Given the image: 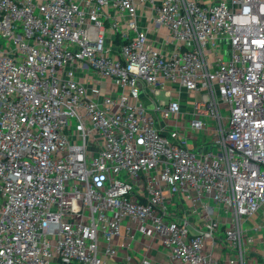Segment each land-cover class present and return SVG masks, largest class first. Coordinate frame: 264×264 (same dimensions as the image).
I'll use <instances>...</instances> for the list:
<instances>
[{
    "label": "built area",
    "instance_id": "1",
    "mask_svg": "<svg viewBox=\"0 0 264 264\" xmlns=\"http://www.w3.org/2000/svg\"><path fill=\"white\" fill-rule=\"evenodd\" d=\"M132 222L174 264H264V0H0V264H126Z\"/></svg>",
    "mask_w": 264,
    "mask_h": 264
},
{
    "label": "crops",
    "instance_id": "2",
    "mask_svg": "<svg viewBox=\"0 0 264 264\" xmlns=\"http://www.w3.org/2000/svg\"><path fill=\"white\" fill-rule=\"evenodd\" d=\"M205 2L212 0H204ZM152 15L153 10L151 9L149 4H140L138 7V17H137V25L140 30H144L147 33V38L150 46L156 48L163 54H169L174 46L164 34V30L162 28L157 29L152 24ZM125 21V18H124ZM109 22L106 21V38L107 43L114 41L115 35L112 34V31L108 27ZM122 25H124L122 23ZM123 27V26H122ZM76 76L80 78L86 86L96 85L99 83L101 88V96L113 95L115 92L113 91V87L109 82H105V80H100L96 73L91 70L83 69L82 71L76 72ZM183 96V97H182ZM183 99L189 100L193 96L190 93L182 94ZM186 108V103L184 104ZM192 147L191 145H189ZM96 151L95 147L90 148V152ZM167 198H169L168 192H165ZM170 199V198H169ZM172 204L173 199H172ZM178 202V203H177ZM192 206V202L187 200L183 195H179L176 198V202L174 208L177 212H183L187 209H190ZM199 206V205H197ZM260 219L259 214L247 220L246 225L251 227L255 225ZM197 220L194 219L193 225L197 224ZM124 225L122 226V235L124 232ZM134 227V237L131 241H127L128 245L122 247L121 244L125 241L124 237L121 236L116 240V254L112 258L114 262H124L126 264H174L173 261L169 257V251L161 246L159 241L156 238H153L150 235H144L140 233L136 229V224L132 222L131 224ZM261 233V232H260ZM259 237V236H258ZM251 248L257 249V251L264 252V244L260 241L258 243H253L250 245ZM147 260L148 263H144Z\"/></svg>",
    "mask_w": 264,
    "mask_h": 264
},
{
    "label": "rangeland",
    "instance_id": "3",
    "mask_svg": "<svg viewBox=\"0 0 264 264\" xmlns=\"http://www.w3.org/2000/svg\"><path fill=\"white\" fill-rule=\"evenodd\" d=\"M159 99H165L164 96H163V94H160V95H159ZM191 99H192V98H189L188 101H191ZM189 143H190V142H189Z\"/></svg>",
    "mask_w": 264,
    "mask_h": 264
}]
</instances>
